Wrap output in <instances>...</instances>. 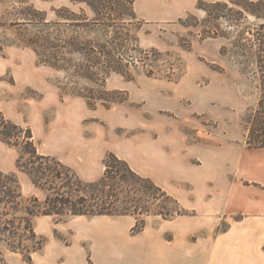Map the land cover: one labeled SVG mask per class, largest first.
<instances>
[{"label":"rangeland","instance_id":"rangeland-1","mask_svg":"<svg viewBox=\"0 0 264 264\" xmlns=\"http://www.w3.org/2000/svg\"><path fill=\"white\" fill-rule=\"evenodd\" d=\"M216 2L222 6L207 15L203 9ZM225 3L228 0H135L137 21L103 28L93 25L86 5L70 0H0V112L30 129L39 153L70 167L84 182L97 181L104 171L103 158L113 153L161 187L157 163L163 151L199 164L196 157L201 153L244 141L248 114L257 105L258 76L245 58L250 74L241 73L234 44L241 45V32H251L262 21L247 17L230 27ZM59 16L78 21L65 22ZM86 42L104 45L117 55V68L127 78L109 71L104 60L99 61L102 67L91 68L93 82L80 77L89 62L70 44L84 47ZM245 44L251 51V42ZM52 59L68 70L41 62ZM102 92L113 93L103 94L107 99L123 102L105 108L92 101ZM77 93L89 97L95 108L90 109ZM17 156L14 148L0 142V172L15 174L24 197L43 199L44 191L16 170ZM26 161L24 156L22 163ZM40 163L63 172L51 162ZM122 186L132 195L131 209L154 211L163 204L131 190L129 184ZM124 216L134 219L132 235L137 220H144L145 226L161 221L151 213ZM37 218L45 221L42 230L44 226L51 230L49 238L38 233L45 239L43 248L28 262L0 242V264H61L57 248L70 242L72 231L85 230L94 221L92 216L59 222L55 217ZM83 246L87 248L88 242Z\"/></svg>","mask_w":264,"mask_h":264},{"label":"trees","instance_id":"trees-1","mask_svg":"<svg viewBox=\"0 0 264 264\" xmlns=\"http://www.w3.org/2000/svg\"><path fill=\"white\" fill-rule=\"evenodd\" d=\"M70 1L75 4L86 5L93 14V25L98 24L103 28H109L110 24L118 25L137 21L134 10L135 0ZM221 6L220 3L216 2L207 5L203 10L210 16L212 13L210 9ZM234 12L237 16L232 15ZM59 17L65 22L78 21V19L68 16ZM247 17L261 20L262 23L251 30V32L254 30L253 33L249 29L241 32L239 40L241 45L245 46L244 48L241 49L239 42H236L234 47L237 50L236 60H239L237 64L241 73L250 74L247 72L245 61H251V66L254 67L253 73L258 76L259 99L246 120L245 145L248 149H261L264 148V0H228V3H225V22L228 26L237 27L239 20ZM87 20L85 18L83 22ZM245 34L251 35L252 39L250 40ZM225 38H227L226 35ZM247 41L251 42V46H249L251 51L249 52L246 50L245 42ZM80 44H70L76 47L74 52L85 56V60L89 62L88 68L84 71L87 73H80V77L93 82L94 73L91 68L97 65L102 67L99 61L104 60L109 71L127 78L125 73L117 68V55L116 57L112 55L104 45L86 42L83 44L84 47H81ZM97 55L100 56L96 57ZM242 58H245V61ZM41 62L56 70L64 72L68 70L57 65L53 59ZM103 94L112 96L113 93L102 92L92 101L99 102L105 108H108L109 104L123 102V100L111 97L107 99ZM77 95L85 100L90 109H94L97 105L96 103L91 104L90 98L83 93H77ZM32 138L30 129H23L6 119L0 112V142L16 150L18 154L15 162L16 170L25 174L36 189L44 191L43 199H39L35 195L24 197L15 174L5 175L0 172V242L8 251L20 254L28 262H31L32 254L40 251L45 243V239L34 231L32 224L34 217L50 216L55 217L59 222L74 216H143L151 213L163 220H171L177 216L187 215V212L180 208L175 198L149 178H144L135 173L127 162L119 159L113 153H106L103 158L104 171L102 176L97 181L84 182L71 168L59 160L39 153ZM24 156H26L27 161L22 163ZM41 161L51 162L63 172L57 171L55 168L51 170L50 167H42ZM123 183L129 184L131 190L143 193L147 199L161 200L162 206L154 211L142 207L131 209L133 205L132 195L127 186L125 188L122 186ZM136 223L132 229L133 234L141 232L145 227V222L142 219L137 220ZM1 261L2 259H0Z\"/></svg>","mask_w":264,"mask_h":264},{"label":"crops","instance_id":"crops-1","mask_svg":"<svg viewBox=\"0 0 264 264\" xmlns=\"http://www.w3.org/2000/svg\"><path fill=\"white\" fill-rule=\"evenodd\" d=\"M243 140L201 153L199 164L163 151L157 163L161 188L187 215L146 224L133 235L134 219L95 216L57 246L60 263L264 264V148L248 149ZM42 222L32 219L34 231L49 238Z\"/></svg>","mask_w":264,"mask_h":264}]
</instances>
